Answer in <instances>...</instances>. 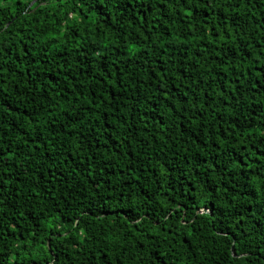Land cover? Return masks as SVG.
Returning <instances> with one entry per match:
<instances>
[{"label": "trees", "instance_id": "trees-1", "mask_svg": "<svg viewBox=\"0 0 264 264\" xmlns=\"http://www.w3.org/2000/svg\"><path fill=\"white\" fill-rule=\"evenodd\" d=\"M0 264H264V0H0Z\"/></svg>", "mask_w": 264, "mask_h": 264}]
</instances>
